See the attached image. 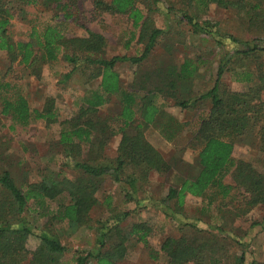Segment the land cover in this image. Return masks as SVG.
<instances>
[{"label": "rangeland", "instance_id": "374dc122", "mask_svg": "<svg viewBox=\"0 0 264 264\" xmlns=\"http://www.w3.org/2000/svg\"><path fill=\"white\" fill-rule=\"evenodd\" d=\"M9 1L11 8L19 10L20 7L26 10L24 17L23 13L16 16L8 27L13 40L28 39L34 26L42 31L47 25L61 22L64 31L70 36L87 34L84 27L72 21L64 22L60 18L62 12L54 9L55 4L48 7L41 0L36 5L27 6L17 0ZM81 3L84 9L82 21L88 28L102 33L107 39L106 57L142 54L147 40L140 37V30L133 27L127 14H95L91 0H81ZM136 4L145 16H149L150 26L160 28L164 33L141 65L129 61L117 64L122 84L127 90H131L136 81L145 77L147 69L163 67L167 71L172 66L179 68L185 58H193L197 62V68L189 86L192 87L191 95L195 97L207 92L215 84L222 60L228 53L234 52L237 46L232 36L241 40L264 37V14L261 12L256 14L250 10L224 8L216 3H209L205 10L198 6L196 0H161L158 5L154 0H136ZM172 5L174 11H187L201 24L207 21L212 26L206 29L209 33L206 30L198 33L182 15L167 12ZM56 15L60 17L55 18ZM129 40L131 46L126 48ZM72 69L73 65L60 58L58 61L44 63L40 72L34 74L24 64L19 63V60L12 63L6 51H0V83L11 84L2 94H22L32 108L38 109H43L50 101H54L58 116L53 123L32 119L27 125H21L11 117L1 115L0 98V171L8 168L18 183L37 182L43 175H54L60 170L71 178L79 175L78 170L65 166L70 159L59 141L63 127L69 126L65 121L77 116L84 104V95H89L90 89L96 87L97 81L89 83L87 80L92 73L97 74V69L95 65L80 67L69 79H65L64 74ZM243 70L253 71L255 80L248 82L238 79V73ZM263 75L264 54L247 58L238 56L227 65L220 86L222 90L245 92L259 82ZM158 102L164 106L167 114L186 125L173 140L164 136L159 125H149L144 129L145 139L162 154L172 169L166 173L152 170L145 179L139 181L140 190L137 193L133 192L131 185L125 180L114 182L110 177H104L96 193L98 203L91 211L89 226L74 227L45 214L47 209L57 212L61 204L68 203L70 198L67 195L63 194L47 202L43 209L31 201V209L28 208L23 213L34 232L27 241L30 251L36 250L41 242L38 232L43 228H51L58 235L61 244L67 248L64 260L69 261L75 251H88L96 245L99 222L107 221L117 213L130 211V215L122 223L126 233L134 223L139 222L152 228V232L147 243L135 242L136 238L130 237L125 256L117 264H170L161 248L162 242L168 236H184L195 244L216 236L221 242L218 250L224 264H240L242 256L244 262L241 264H250L253 260L264 261V204L250 206L247 203L249 194L244 187H237L231 173L224 178L225 184L234 186L227 198H223L219 190L213 188L204 196L188 194L179 209L174 208V202L170 203L174 211L167 209L164 199L169 188L181 184V178H194L199 174L201 166L198 156L201 145L195 135L201 119L209 111L210 102L201 101L188 108L177 105L176 99L172 97L165 101L159 98ZM121 109L120 97L112 95L98 113H89L83 119L98 120L108 114L116 117ZM112 125L116 131L121 122L116 121ZM97 132L107 142L105 153L116 157L122 133L111 135L110 132L99 129ZM4 150L5 157L1 155ZM82 152L80 158H89L88 146L84 145ZM233 156L237 160L252 163L257 171L263 172L264 151L261 139L255 132L234 138ZM130 172L131 170L126 169L123 176L128 177ZM120 240L119 235L113 234L104 251L113 248ZM30 257L22 264H29ZM209 257L208 260L205 258L204 264H209ZM93 264H98L97 260Z\"/></svg>", "mask_w": 264, "mask_h": 264}, {"label": "trees", "instance_id": "16d2710c", "mask_svg": "<svg viewBox=\"0 0 264 264\" xmlns=\"http://www.w3.org/2000/svg\"><path fill=\"white\" fill-rule=\"evenodd\" d=\"M17 1L30 6L40 3L41 0ZM43 1L48 7L55 4L54 9L62 12L61 17L56 15L55 18L60 17L64 22L72 21L84 27L87 34L70 36L64 31L61 22L47 25L42 31L34 26L28 39L13 40L8 27L16 16L23 13L24 17L26 10L20 7L15 10L11 8L9 0H0V51H6L12 63L19 60V63L24 64L34 74L40 72L44 63L61 58L73 65V69L64 74L65 79H69L80 67L95 65L97 74L92 73L87 82L97 81V85L90 89L89 95H84V104L77 116L66 120L69 126L63 127L61 131L59 142L70 159L65 166L78 170V176L71 178L60 170L54 175H43L37 182L18 183L8 168L0 171V264H22L29 256V264H93L94 260H97L98 264H117L118 260L125 256L130 237L136 238L135 242H148L152 228L139 222L134 223L126 233L122 223L128 218L130 211L120 212L107 221L99 222L96 245L92 249L75 251L72 259L66 261L64 254L67 248L61 244L58 235L51 228H43L38 232L41 242L36 250L30 251L27 248L28 238L34 232L23 213L26 209H31V201L43 209L46 208L47 202L64 194L70 198L69 202L61 204L57 212L47 209L45 214L51 215V219L68 222L74 227L89 226L91 211L98 203L96 193L104 177H110L114 182L125 180L131 185L133 192L137 193L140 190L139 181L145 179L152 170L169 172L171 165L145 139L144 129L149 125H159L164 136L173 140L186 125L167 114L164 106L158 102L159 98L164 101L168 97L175 98L177 105L183 108L194 107L201 101L210 102L209 111L201 119L195 135L201 145L198 156L201 166L199 174L194 178H181V184L169 188L164 199L167 209L174 211L171 202L176 204L175 209H179L188 194L204 196L213 188L218 189L223 198H227L234 188L233 185L224 183V178L229 173L237 187L246 189L249 194L247 203L250 206L264 204V156L263 172L257 171L252 163L237 160L233 156L234 138L252 132L260 137L264 151V75L245 92L222 90L220 86L224 70L235 57L247 58L264 54V37L241 40L232 36L237 46L234 52L228 53L222 60L215 84L207 92L195 97L191 95L192 87L189 86L197 68V62L193 58H185L179 68L172 66L167 71L163 67L147 69L145 77L136 81L131 90H127L122 84L117 64L129 61L141 65L149 57L160 35L164 33V30L150 26L149 16L144 15L136 0H91L95 14H127L133 27L140 30V37L147 40L141 55H115L110 58L105 54L106 37L88 28L82 21L84 9L81 0ZM154 1L157 5L161 2ZM196 2L205 10L209 3H216L224 8H238L264 14L263 0ZM173 6L169 7L167 12L182 15L194 31L204 33L207 28L212 27L207 21L202 24L197 22L187 11H174ZM205 32L209 33L208 30ZM130 46L129 40L126 48ZM238 75L241 80H255V73L250 70H243ZM9 87L11 84L8 82L0 83L1 115L9 116L21 125H27L32 119L45 120L46 123L57 121L54 101H50L43 109L32 108L22 94H2V91ZM112 95L119 96L122 103L121 112L116 117L108 114L98 120L83 119L84 115L98 113ZM116 121L121 122V125L115 131L112 124ZM98 129L110 132L111 135L122 133L116 157L105 153L107 142L98 136ZM84 145L89 147V158H80ZM2 154L5 157V150ZM126 169L131 170L128 177L123 176ZM113 234L119 235L121 240L110 250L104 251ZM218 246H221V242L216 236L207 238L200 244L189 242L184 236H168L162 242L161 248L169 258L170 264H204L208 256L209 264H224ZM239 262H244V256L240 257ZM250 264H264V261L253 260Z\"/></svg>", "mask_w": 264, "mask_h": 264}]
</instances>
